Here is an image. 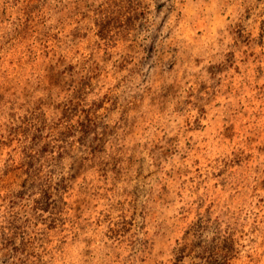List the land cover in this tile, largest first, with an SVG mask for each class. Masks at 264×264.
<instances>
[{
	"label": "rangeland",
	"instance_id": "rangeland-1",
	"mask_svg": "<svg viewBox=\"0 0 264 264\" xmlns=\"http://www.w3.org/2000/svg\"><path fill=\"white\" fill-rule=\"evenodd\" d=\"M0 264H264V0H0Z\"/></svg>",
	"mask_w": 264,
	"mask_h": 264
}]
</instances>
